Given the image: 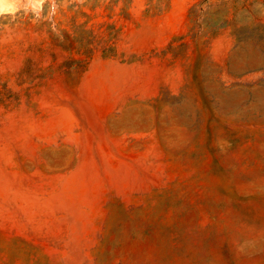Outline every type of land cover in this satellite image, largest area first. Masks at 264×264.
Returning a JSON list of instances; mask_svg holds the SVG:
<instances>
[{"label":"rangeland","instance_id":"obj_1","mask_svg":"<svg viewBox=\"0 0 264 264\" xmlns=\"http://www.w3.org/2000/svg\"><path fill=\"white\" fill-rule=\"evenodd\" d=\"M204 1L0 2V264H264V0Z\"/></svg>","mask_w":264,"mask_h":264},{"label":"trees","instance_id":"obj_2","mask_svg":"<svg viewBox=\"0 0 264 264\" xmlns=\"http://www.w3.org/2000/svg\"><path fill=\"white\" fill-rule=\"evenodd\" d=\"M207 0H205L204 2L193 6L190 11H189V17L192 20V28L190 29V32H192L191 38L193 40H198L200 38V36H197V34L199 32H202L203 30H207L211 33H215L217 29L222 28L223 24L225 23V21H222V24H217V23H213V22H209V19H206V21H203L201 23L197 22V13L198 11L203 12V5L207 4ZM204 14V13H202ZM209 14V13H208ZM211 16V15H210ZM195 32V34L193 33ZM173 42H170V44L168 45V49L171 50L173 49ZM80 47L82 49V52H80V54L82 55H87L88 53V48L87 45L84 44L83 42H80ZM114 54H112L111 52V47H108L107 50H103V57H113ZM87 57H89L87 55ZM72 62L77 63L75 67L69 66L68 68H66V72L65 73H70L71 70H79L80 68H82L81 64L83 63V60H73ZM28 73V72H26Z\"/></svg>","mask_w":264,"mask_h":264},{"label":"clouds","instance_id":"obj_3","mask_svg":"<svg viewBox=\"0 0 264 264\" xmlns=\"http://www.w3.org/2000/svg\"><path fill=\"white\" fill-rule=\"evenodd\" d=\"M0 2H2V0H0ZM23 7L27 10V8L30 7V5H23Z\"/></svg>","mask_w":264,"mask_h":264},{"label":"bare ground","instance_id":"obj_4","mask_svg":"<svg viewBox=\"0 0 264 264\" xmlns=\"http://www.w3.org/2000/svg\"><path fill=\"white\" fill-rule=\"evenodd\" d=\"M37 2H38V1H37ZM37 2H35V3L37 4ZM37 6H38V5H37ZM37 6H36V7H37ZM12 8H13V7H12ZM6 10H7V9H6ZM0 11H2V7H1V6H0ZM7 13H8V12H7Z\"/></svg>","mask_w":264,"mask_h":264}]
</instances>
